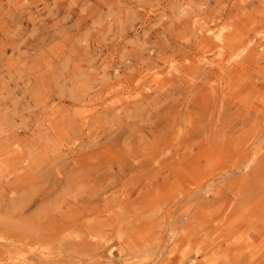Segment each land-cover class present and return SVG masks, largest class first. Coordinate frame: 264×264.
I'll return each mask as SVG.
<instances>
[{"label": "rangeland", "instance_id": "374dc122", "mask_svg": "<svg viewBox=\"0 0 264 264\" xmlns=\"http://www.w3.org/2000/svg\"><path fill=\"white\" fill-rule=\"evenodd\" d=\"M0 264H264V0H0Z\"/></svg>", "mask_w": 264, "mask_h": 264}, {"label": "bare ground", "instance_id": "6f19581e", "mask_svg": "<svg viewBox=\"0 0 264 264\" xmlns=\"http://www.w3.org/2000/svg\"><path fill=\"white\" fill-rule=\"evenodd\" d=\"M212 45L222 48L224 47L225 43L228 44L227 41V35L224 34L221 30L212 32L211 37ZM251 49H249L247 43H241L239 44V47L234 48L232 46H229V53H228V58H231L234 60L235 58L241 56L244 53H249ZM217 56L218 59L221 60V56L223 55V51H217Z\"/></svg>", "mask_w": 264, "mask_h": 264}]
</instances>
